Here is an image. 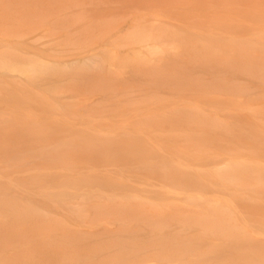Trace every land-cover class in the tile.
I'll use <instances>...</instances> for the list:
<instances>
[{"label":"bare ground","instance_id":"1","mask_svg":"<svg viewBox=\"0 0 264 264\" xmlns=\"http://www.w3.org/2000/svg\"><path fill=\"white\" fill-rule=\"evenodd\" d=\"M33 1L40 0H0V30L17 32L37 24L40 8H34ZM158 1L167 3L170 13L187 16L195 24L194 18L207 15L210 26L205 30L210 35L194 32L195 28L203 29L199 25L176 29L168 24L146 29L133 18L130 27L118 29V35L126 37L115 38L116 28L112 30L110 41L122 50L105 47L122 64L126 76L159 87L194 88L202 92L204 102H222L226 108L245 113L254 110L249 113L254 117L226 121L200 103L188 104L190 113L180 105L172 112L162 111L164 124L170 131H178L175 143L178 139L194 140L198 146L194 150L183 141L178 145L158 142L152 150L144 144L145 139L139 142L129 136L124 141V136L118 134L108 140L80 142L78 146L87 148L92 156L113 163L104 167L105 173L96 170L107 174V180L94 172L83 175V168L72 164L63 165L67 153L62 151L67 144L71 147V141L65 145L46 144L48 147L39 152L45 158L42 165L19 170L24 175L20 179L6 180L3 173L17 165L16 160L23 158L26 164L37 153L27 150L17 129L8 130L9 125H4L25 110L20 101L32 100L24 97L25 89L70 77L64 65H98L101 61L94 53L52 63L35 51L26 36L13 37L15 43L10 35L0 40V109L9 111L5 113L9 117L0 114V264H264L263 1L252 0L247 9L251 18L248 23L231 12L242 0H219L220 9L214 4L217 0L200 1L204 2L202 6L198 0ZM161 6L153 11L160 17L167 14L166 7L164 12ZM226 14L231 22L224 19L218 27L217 19ZM121 53L125 54L123 59H119ZM74 71L73 75L80 74V69ZM12 74L26 77L28 84L22 87L19 80L10 85L5 76ZM83 74L86 85L95 84L99 91L117 90L110 86L115 77ZM247 96L259 99V104L250 99L246 102ZM204 111L211 116V124L193 114ZM151 121L159 122L154 118ZM186 128L202 131L212 143L208 144L202 134L185 135ZM46 129L42 126L40 131ZM204 146L206 149H202ZM227 146L244 155L234 153L225 164L210 168L208 165L216 162L219 151ZM169 147L172 156L166 153ZM55 159L61 160L60 167ZM119 160L129 170L137 165L135 170L156 176L178 191L149 183V188L141 191L150 196L134 193L129 190L130 183L113 177L124 171L116 167ZM215 185L232 194V200L223 195L211 198L205 187ZM80 221L88 229L78 227L83 226ZM250 242L256 247L249 246Z\"/></svg>","mask_w":264,"mask_h":264},{"label":"rangeland","instance_id":"2","mask_svg":"<svg viewBox=\"0 0 264 264\" xmlns=\"http://www.w3.org/2000/svg\"><path fill=\"white\" fill-rule=\"evenodd\" d=\"M200 1L203 0H198V2ZM262 1V5L264 6V0ZM214 2H216L214 3L215 6L220 9L222 6L221 2H219V0ZM241 2L242 4L240 5L237 3L235 6L236 9L231 12L233 15H240L244 22L248 23L251 18L247 9L251 7L252 0H242ZM160 4H162V11H164L165 7L167 9L166 12L164 11L167 14L161 17L155 15L153 12L154 8L159 7ZM198 4L202 6L204 2ZM32 5L34 8H40L39 11L41 16L39 17V20L41 22L38 20L36 21L37 24H29V29L26 28V30L17 32L0 30V40H5L8 38L7 36L10 35V40L15 43L16 39H13V37L18 38L19 36H26L29 43L35 47V51L42 56V58L51 61L52 63L77 60L94 53H96L97 59L101 62H99L98 65H64V67L70 72V77L51 79L45 85H32L31 89H25L24 97H30L32 100L20 101V104L25 110L14 115L15 117L12 119L14 121L5 122L4 125H9V127H7L8 130L12 128L17 129L23 137L27 150L29 152L37 153L26 164L23 163L26 162L23 158L16 160L17 165L4 171L3 175L6 180H17L24 177L19 170L25 169L28 166L42 165L41 163H43L45 158L44 155H40L39 152L44 151L48 147L46 144L65 145L64 142L67 144L68 141L72 142L71 147L67 144L65 145L66 148L63 149L64 151L61 150L64 154L67 153V156L64 155V157L67 158L66 160H63V165L72 164L80 169L83 168L81 170L84 172L83 175L94 172L103 177V179L109 180L107 174L99 173L96 170L104 172V167L113 166V163L106 162L98 156H92L87 148H84L83 146V148L79 147L78 145H81L79 143H83L85 140H108L111 139L112 134L124 136V141H128L130 139L129 136L135 137L139 142H141V139H145L146 142L144 144H147L152 150L156 147L158 142H164L166 144L175 143L174 137L178 131H170V128L164 124L163 114L165 113H162V111L168 110L172 112L175 107L180 105L183 106L182 108L185 113H190L191 108L188 104L200 103L226 121L237 120L241 122L247 118L251 119L254 117L249 114L254 110H249L245 113L229 107L226 108L225 104L222 102L217 103L208 100L204 102V97H202L204 95L202 92L197 91L194 88L177 90L171 86L159 87L144 79L142 81L139 78L131 80L129 75L126 76L122 64L105 50V47L115 51L122 50L116 48L113 43L114 41H110L113 39L112 36H114L112 30L116 28L115 38L126 37V34L119 36L118 29L127 26L130 27L133 24V18H137L139 24L146 29H150L153 26L158 27L160 25L168 24L174 25L176 29H181V27H186L184 29H188L190 25H199L203 29H199V27L198 29L195 28L192 30L198 34L210 35V32L205 30V27L210 26V19L207 15L202 14L199 17L194 18V20H196L195 24L192 21L193 19H190L187 16L170 13L167 7L168 4L159 2L158 0H40L33 1ZM227 15L228 14H226V17L217 19L220 22V26L218 27L222 26L221 21L224 19H226L227 23L231 22L230 19H227ZM225 35L230 36L229 33H226ZM164 44H167V42H164ZM118 56L119 59H123L122 56H125V54L121 53ZM75 69H80L79 73L83 76H80V74H78V76L73 75ZM88 72L93 75L103 74L109 79L110 76L115 77L111 80L110 86L113 87V89L117 88V90L110 91L112 88H109L99 91L100 88H97L95 84H93L94 86L86 85L88 82L83 81L82 78L84 77L83 73ZM5 77L10 85L19 80L22 87L28 84L26 77L19 78L14 74ZM258 86L261 87L260 85ZM20 89L24 90V88ZM94 91L96 92L93 93ZM91 93L93 95H91ZM121 96H123V98ZM245 98L247 100L246 102L250 99L249 96ZM98 99H100L99 102ZM255 100H251V102L257 103L260 101L259 99H257L258 101ZM202 101L204 104H202ZM159 104H162L163 106L160 107ZM59 106L61 107L55 108ZM162 107L165 108L162 110ZM259 108L260 105L257 106L256 109ZM130 109H133V111H130ZM8 112V110L0 109V114L3 116L5 115L4 117H9V115H6ZM193 114L201 115L205 123L211 124L209 121L211 120V116L207 114V111ZM257 117L259 118L260 115ZM153 118L155 121H159L157 122L158 126H155L157 125L156 123H151ZM1 124L3 125V123ZM42 126L47 129L40 131ZM35 127L39 128L35 129ZM192 131L193 130L186 128L184 132L185 135L195 133L199 137L202 134L207 140V143L208 141L212 143L211 139H208L206 135H203L204 133L202 131ZM99 133H103L104 136L99 137ZM137 140L135 141L137 142ZM181 141L185 142L184 140L178 139L175 144L178 145ZM185 144L191 150L198 148L194 140H187ZM227 147L228 148H222V150L219 151L220 156L216 162L208 165L210 168L220 167L225 164L228 157L232 156L234 153H237L235 155H244V153L232 151L230 146ZM168 149L170 150V147L167 148L166 153L169 156H172V152H169ZM202 149H206V147L204 146ZM121 162L123 163L124 161H116L115 163H118L116 164V167L120 169V172L122 170L124 171L118 176L113 177L118 182L130 183L132 187H130L129 190L134 193L148 195L141 190L149 188V183L156 188L162 187L161 185H163L167 190L174 192L178 191L171 184L156 176L144 174L139 170H135L138 167L137 165H134L132 168L133 171H131L128 167H125L124 164H121ZM54 163L59 164L60 167L61 160L55 159ZM205 188H207L206 191L211 198L223 195V197L228 200H232V194L222 190L223 188L220 189L217 185ZM181 189L184 190L185 188L181 187L180 190ZM192 192L198 193V190H193ZM19 193L21 194V191H19ZM258 193L261 195L260 192ZM164 197L166 198L167 195ZM73 218L74 217H71V219ZM248 220L250 219L248 218ZM105 222V220L101 221V223ZM80 224L83 226L78 227L88 229L82 222ZM253 225L258 226L257 223ZM249 246L256 247V243L250 242ZM259 246L260 244L257 245V247Z\"/></svg>","mask_w":264,"mask_h":264}]
</instances>
